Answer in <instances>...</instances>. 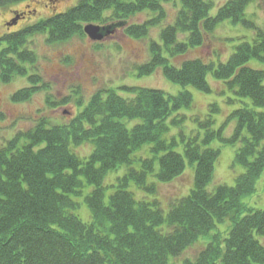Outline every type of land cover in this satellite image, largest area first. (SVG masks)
<instances>
[{"label": "trees", "instance_id": "1", "mask_svg": "<svg viewBox=\"0 0 264 264\" xmlns=\"http://www.w3.org/2000/svg\"><path fill=\"white\" fill-rule=\"evenodd\" d=\"M33 1L0 0V8ZM178 1L175 23L150 44V62L138 70H162L183 87L177 96L135 87L100 90L67 123L41 118L0 148V264H264V209L249 202L259 194L264 173V28L248 14L255 0H229L215 16L213 0H81L0 38V76L6 83L29 77L33 87L11 97L13 103L27 102L43 89L41 78L29 75L38 61L25 50L31 36L46 34L49 44L64 43L85 37L84 27L96 25L111 31L109 38L124 32L144 39L166 18L164 5ZM145 12L157 17L130 24ZM226 21L253 32L227 62L177 63ZM209 75L233 94L228 101L238 108L217 128L220 109L213 104L210 115L193 118L197 127L188 128L181 112L192 108L193 94L186 88L212 93ZM86 144L91 152L79 155L76 149ZM225 146L237 149L233 168L244 171L233 187L210 189ZM187 162L195 171L193 188L166 200L160 188L182 177ZM110 174L119 176L106 184ZM86 185L92 190L84 196ZM83 197L88 223L77 214ZM197 247L194 258L179 260Z\"/></svg>", "mask_w": 264, "mask_h": 264}, {"label": "rangeland", "instance_id": "2", "mask_svg": "<svg viewBox=\"0 0 264 264\" xmlns=\"http://www.w3.org/2000/svg\"><path fill=\"white\" fill-rule=\"evenodd\" d=\"M80 1L52 0L50 5H48V0L30 2L33 5L32 9L36 12L10 30L3 27L4 22L12 17L10 13L23 9L28 3L24 2L0 8V38L21 28L32 27L55 14L67 12L76 7ZM227 1L229 0H213L214 9L211 15L215 16L218 9ZM178 7L179 1L177 5L174 2L164 5L166 18L152 27L148 37L144 39L131 38L124 32H119L114 37L99 43H93L85 36L74 37L64 43L49 44L46 34L31 36L25 50L33 52L38 61L36 66L32 68L33 70L29 71V75L34 73L39 76L43 83V89L35 92L27 102L13 103L11 100L13 94L29 87V81L27 77H18L6 83L0 76V148L6 146L18 134L29 132L41 118L59 124L67 123L75 114L82 111L84 106L100 90L135 87L161 90L168 95L177 96L183 91V87L169 81L162 70L151 75H142L138 70L150 62V44L160 42L161 31L175 23ZM248 14L259 28H264V0H255L249 6ZM156 17L157 15L151 12L141 13L135 16L130 24H143ZM244 37L252 38L253 32L242 25H233L230 21H226L218 26L211 37L206 39L203 47L192 50L186 57L179 58L177 63L180 64L183 60L196 58L216 66L219 63H225L234 52V47L239 45ZM250 65L254 66V63L252 62ZM26 67L28 70L31 69L28 65ZM208 80L213 88V92L210 94L201 93L192 87L186 88L193 94L192 108L181 112L188 117L184 124L188 128L195 129L197 127L193 118L203 119L210 115L213 104H217L220 109L219 114L214 116L217 128L221 127L229 115L238 108V104L229 103L228 100L233 94L226 90L223 83L216 81L212 75H209ZM121 95L129 97L127 93H121ZM235 125L236 122L230 123L224 133L225 137L229 138L232 135ZM175 131L177 132V129ZM76 152L81 156H87L91 152V146L86 144L77 148ZM236 152L237 149L232 146L222 148L210 189L221 184L230 187L235 185L236 177L244 171L240 167L233 168ZM194 175V168L187 162L184 175L172 184L162 186L160 188L161 195L166 200L188 195L194 185ZM117 176L119 175L110 174L106 178V184L114 183ZM263 182L264 173L258 184L259 194H255L249 201L260 209H264ZM91 190L92 187L86 185L84 196ZM111 193L112 189H109L107 195ZM162 200L164 209H168L169 203L164 199ZM77 214L84 223L90 222L91 213L84 197ZM198 251L199 247L191 249L179 260L194 258Z\"/></svg>", "mask_w": 264, "mask_h": 264}, {"label": "flooded vegetation", "instance_id": "3", "mask_svg": "<svg viewBox=\"0 0 264 264\" xmlns=\"http://www.w3.org/2000/svg\"><path fill=\"white\" fill-rule=\"evenodd\" d=\"M50 4H52V0H48V5H50ZM32 7H33V5L31 3H28L23 7V9H20V10H17L16 12L10 13V16L12 15V17L9 18L6 22H4L3 27L10 30L13 26H17V24H19L21 21L25 20L28 17H31L33 15V13L36 12L35 10L32 9ZM21 30H23V29L21 28L14 33H17ZM13 79H15V78H13ZM27 79H28L29 84H30L29 87L32 88L33 86L31 85L29 77H27ZM29 87H26V88H29Z\"/></svg>", "mask_w": 264, "mask_h": 264}, {"label": "water", "instance_id": "4", "mask_svg": "<svg viewBox=\"0 0 264 264\" xmlns=\"http://www.w3.org/2000/svg\"><path fill=\"white\" fill-rule=\"evenodd\" d=\"M84 33L93 43L103 42L111 36V31L96 25H87L84 27Z\"/></svg>", "mask_w": 264, "mask_h": 264}]
</instances>
